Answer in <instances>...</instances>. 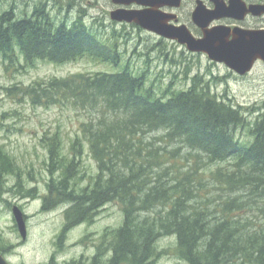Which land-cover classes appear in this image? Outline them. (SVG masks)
Segmentation results:
<instances>
[{"label": "trees", "instance_id": "obj_1", "mask_svg": "<svg viewBox=\"0 0 264 264\" xmlns=\"http://www.w3.org/2000/svg\"><path fill=\"white\" fill-rule=\"evenodd\" d=\"M51 3L68 10L75 5L42 0L22 19L13 10L0 17L4 60L90 57L120 64L116 35L101 38L82 17L58 22ZM200 82L195 78L187 89L172 83L160 93L147 72L137 73L128 61L120 71L55 76L20 88L34 106L61 105L92 116L81 128L99 164L94 186L73 183L77 162L63 166L60 132H48L52 174L60 171L62 177L48 185L43 210L70 204L65 232L93 220L103 205L121 203L125 219L115 230L108 264H156L158 240L168 235L177 237L171 252L189 264H264V224L254 220L264 218V102L245 110ZM254 112L258 117L250 119ZM239 129L248 138L239 139ZM215 191L224 195L217 199Z\"/></svg>", "mask_w": 264, "mask_h": 264}, {"label": "rangeland", "instance_id": "obj_2", "mask_svg": "<svg viewBox=\"0 0 264 264\" xmlns=\"http://www.w3.org/2000/svg\"><path fill=\"white\" fill-rule=\"evenodd\" d=\"M41 1L0 0V17L9 10H13L19 18L31 15ZM73 1L75 5L70 10L65 8L66 4L58 6L53 3L49 4L48 9L58 22L68 21L72 24L82 17L84 23L98 28L101 38L109 39L116 35L114 39H117L122 63L116 67L86 57L65 63L39 59L29 64L20 55L16 62L11 63L0 54V251L13 264H108L115 230L123 225L125 219L121 203L113 201L103 205L93 220L81 222L63 232L68 222L66 211L70 204L62 203L43 210L44 198L50 194L48 185L62 177L60 171L52 174L56 167L51 165L49 149L44 142L48 132L51 135L60 132L63 166L66 167L72 160L77 162L73 183L77 182L81 187L94 186L99 164L81 128V124L90 121L92 116L83 109L61 105L34 106L21 95L20 88L27 87L35 80L55 76L120 71L130 61L131 68L137 73L147 72L150 84H154L160 93L172 83L173 87L181 89L192 87L197 78L200 83L209 86L212 94L234 105H242L245 110L257 108L264 102L263 62H258L250 74L239 76L224 64L212 62L204 54L191 53L178 43L158 40L147 32L122 24H112L109 17L114 9L112 0ZM245 1L248 4L264 3V0ZM188 5L189 2L186 6L192 11ZM183 16L186 22L181 20L185 23L191 20L185 12ZM223 24L231 25L228 22ZM244 27L264 28V16L250 19ZM194 34L200 35L196 31ZM188 68L190 72L186 76ZM14 85L18 89L10 92ZM258 115V112H254L252 117L249 114L248 117L253 119ZM245 131L239 129V139L248 138L244 135ZM78 140L75 150L74 143ZM75 187L78 188L77 185ZM30 189H34L33 195L27 193ZM210 190L214 191V188L209 186V198L212 197ZM215 193L217 199L224 195L222 191ZM14 205H19L26 214V240L16 224ZM259 219H262L260 224ZM254 220L257 225L264 224L263 217ZM62 233L64 239L60 240ZM176 246V236L161 237L158 240L161 253L156 264H189L171 252ZM101 250L103 256L99 257Z\"/></svg>", "mask_w": 264, "mask_h": 264}, {"label": "water", "instance_id": "obj_3", "mask_svg": "<svg viewBox=\"0 0 264 264\" xmlns=\"http://www.w3.org/2000/svg\"><path fill=\"white\" fill-rule=\"evenodd\" d=\"M119 5L110 13L111 19L118 22L136 23L142 28L156 32L185 45L189 51L204 53L209 59L226 64L239 74L251 71L255 63L264 62V28L250 29L227 24L211 26L223 18L243 21L248 15H264V3L247 4L245 0H215V8L207 9L202 0L197 1L193 12V22L202 30L203 36L195 37L185 24L175 25L177 15L164 12L161 7H180L182 0H112ZM138 4L144 8H129ZM14 217L23 239L28 236L23 210L13 208ZM0 264H12L0 252ZM56 264V263H45Z\"/></svg>", "mask_w": 264, "mask_h": 264}, {"label": "flooded vegetation", "instance_id": "obj_4", "mask_svg": "<svg viewBox=\"0 0 264 264\" xmlns=\"http://www.w3.org/2000/svg\"><path fill=\"white\" fill-rule=\"evenodd\" d=\"M197 1L198 0H183L182 1V4H181V6L179 7V8H172V7H162V9L164 10V11H167V12H175L176 14H177V23H184V24H186V25H188V27L192 30V32L194 33L195 31L196 32H198L200 35L199 36H201L202 35V30H201V28L200 27H198L196 24H194L193 22H192V13H193V10L196 8V5H197ZM203 1V3L205 4V6L207 7V9H209V10H213L214 8H215V0H202ZM223 1H225V3H228L229 2V0H223ZM189 2V5H188V7L189 8H191L192 9V11H189L188 9H187V3ZM186 3V4H185ZM113 5V7H116V5H114V4H112ZM129 8H142V6L141 5H138V4H133V5H130L129 6ZM186 13V15H190V18H191V20L189 21V22H187V23H185L186 22V20H184L185 18H184V16H183V13ZM258 19V18H261V17H257V16H254V15H248L247 17H246V19L245 20H243V21H235V20H233V19H228V18H223V19H221V20H219V21H215V22H213L212 24H211V26L212 25H217V24H223V23H226V22H228V23H230L232 26H234V25H239V24H242L243 25V27L245 26V24L250 20V19ZM181 19H183V20H181ZM112 24H114L112 21H110ZM238 23V24H237ZM122 25H124V23H121ZM130 26H134L136 29H138V30H141L142 32H147L149 35H151V36H153V37H156L158 40H164V38L163 37H160L159 35H157L156 33H152V32H149V31H147V30H145V29H142L141 27H139L138 25H136V24H130ZM130 26H128V27H130ZM194 28H195V31H194ZM232 73H234V74H236L235 72H233L232 71ZM237 75V74H236ZM246 76V75H245Z\"/></svg>", "mask_w": 264, "mask_h": 264}, {"label": "bare ground", "instance_id": "obj_5", "mask_svg": "<svg viewBox=\"0 0 264 264\" xmlns=\"http://www.w3.org/2000/svg\"><path fill=\"white\" fill-rule=\"evenodd\" d=\"M98 35V34H97Z\"/></svg>", "mask_w": 264, "mask_h": 264}]
</instances>
